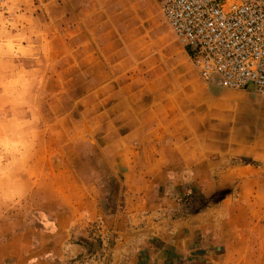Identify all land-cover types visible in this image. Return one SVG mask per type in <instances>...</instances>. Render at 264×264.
<instances>
[{
  "label": "rangeland",
  "instance_id": "1",
  "mask_svg": "<svg viewBox=\"0 0 264 264\" xmlns=\"http://www.w3.org/2000/svg\"><path fill=\"white\" fill-rule=\"evenodd\" d=\"M64 17L77 21V33L62 29ZM183 52L157 0H4L0 218L14 220L29 201L54 202L62 185L74 181L61 173L87 175L98 167L93 142L102 133L93 128L99 112L114 109L121 133L126 121L146 119L155 93L164 112L187 126L189 140L204 142L219 163L211 189L196 181L191 210L233 214L224 207L232 187L217 182L222 171L264 173V97L205 84L197 90L200 80ZM28 188L39 194L25 196ZM260 202L264 208V198ZM90 243V251L97 248Z\"/></svg>",
  "mask_w": 264,
  "mask_h": 264
},
{
  "label": "crops",
  "instance_id": "2",
  "mask_svg": "<svg viewBox=\"0 0 264 264\" xmlns=\"http://www.w3.org/2000/svg\"><path fill=\"white\" fill-rule=\"evenodd\" d=\"M60 24L78 32L75 19ZM161 101L152 94L146 119L126 121L121 133L114 109L99 112L93 131L102 137L93 144L100 164L87 175L61 173L74 181L54 202L29 201L14 220L0 218V264H264V173L222 171L217 186L232 187L224 207L233 214L193 212L192 188L198 181L211 189L219 163ZM38 194L28 188L25 196ZM90 242L97 248L90 251Z\"/></svg>",
  "mask_w": 264,
  "mask_h": 264
},
{
  "label": "built area",
  "instance_id": "3",
  "mask_svg": "<svg viewBox=\"0 0 264 264\" xmlns=\"http://www.w3.org/2000/svg\"><path fill=\"white\" fill-rule=\"evenodd\" d=\"M157 1L201 82L264 97V0Z\"/></svg>",
  "mask_w": 264,
  "mask_h": 264
}]
</instances>
